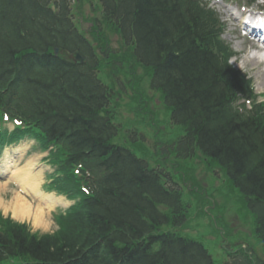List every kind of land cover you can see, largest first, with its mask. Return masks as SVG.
Returning a JSON list of instances; mask_svg holds the SVG:
<instances>
[{"label":"trees","instance_id":"1","mask_svg":"<svg viewBox=\"0 0 264 264\" xmlns=\"http://www.w3.org/2000/svg\"><path fill=\"white\" fill-rule=\"evenodd\" d=\"M104 2L109 20L117 13L122 18L117 31L123 36H136L138 51L154 66L175 121L187 127L190 140H198L205 168L221 169L227 183L251 200L261 253L238 256L229 264H264V107L238 112L228 106L243 76L217 60L208 64L209 56L199 51L194 37L198 27L205 29L207 23L195 11L187 15L182 0ZM50 13L38 0H0V83L10 88L21 84L26 87L27 91L18 98L22 108L35 105L41 94L32 86V72L24 52L32 46L67 44L69 26L64 16L61 24L52 18L45 23L38 20ZM62 14L67 16L64 8ZM30 20L41 23L36 24L40 29ZM84 83L87 85L74 94L73 105H64L63 114L70 128L88 140V145H94L99 141L101 127L88 118L99 114L104 95L94 79ZM180 153L189 156L181 150ZM133 165V173L126 174L114 204L74 207L59 220L64 230L57 236L37 238L22 230V246L34 258L53 262L93 254L100 258V264H212L200 244L174 234H153L169 220L156 210V204L175 206L177 190L166 191L158 175L143 162ZM179 208L178 205L177 212ZM174 219L180 221L179 217Z\"/></svg>","mask_w":264,"mask_h":264},{"label":"rangeland","instance_id":"2","mask_svg":"<svg viewBox=\"0 0 264 264\" xmlns=\"http://www.w3.org/2000/svg\"><path fill=\"white\" fill-rule=\"evenodd\" d=\"M88 8L89 6H87L86 10H88ZM237 41H240V40H237ZM235 45L237 44L235 43ZM118 46H121V45L114 42V47L118 48ZM249 60H251V58ZM236 64L238 66L243 67L244 68L243 70L248 73L250 70L254 69V67L258 66V64L253 63V61L248 62L247 57L245 56L242 57L241 60L237 61ZM257 72H258L257 70L253 72L250 71L249 74L255 75L254 83L257 86L258 91L264 92V74L262 73L257 74ZM165 108L161 109V117L156 121V123H158V125L161 127L160 135H161V138L164 139L162 141L168 142L169 141L168 139L171 138V140H174L177 136H179L182 132V129L179 125L172 123V121L170 120V116L168 117L166 115ZM121 112H122V115L124 116H130L125 106L122 107ZM127 130H128L127 127L122 129V127L120 126V130L118 133L119 137L117 136L115 139L116 143H121V144H126V145L131 146L130 144L124 142L127 140V137H126ZM139 132L144 133L146 135L148 134V131L145 129L139 130ZM156 136L159 137L158 135ZM130 139L132 140V135H130ZM149 162L151 163L153 167H162L168 171L173 172L176 159L174 158L173 154H170L166 158V162L164 163L163 162L158 163L155 160L154 162H152L150 159H149ZM212 180H213V177L212 175L209 174L205 183H209ZM8 192H11V190L8 189ZM209 192H211V190H209ZM184 198H185V201H189V194L186 191H185ZM240 206H241L240 204H237L235 203L234 200H232V202L227 204L226 207L221 206L220 210L224 211L225 209V212H226V210H231L230 208H233L237 212ZM196 213L197 212H196L195 205H193L191 210L189 211L190 218H189V222L187 223L189 224V227L188 229L184 231L182 230L180 231L187 236L201 238L205 242L206 246L208 247L209 251L212 253L215 260H217L218 262L225 261L228 258V252L223 248L222 243H221L224 235L221 232L219 233L215 229V227H213L210 224L208 218L197 217Z\"/></svg>","mask_w":264,"mask_h":264},{"label":"bare ground","instance_id":"3","mask_svg":"<svg viewBox=\"0 0 264 264\" xmlns=\"http://www.w3.org/2000/svg\"><path fill=\"white\" fill-rule=\"evenodd\" d=\"M1 171L2 168L0 173H2ZM12 176L22 181V184L25 186V191L30 192L31 194H38L39 183H37L36 180L34 181L32 178L30 165L15 168ZM7 186L8 184L6 183L0 184V207H5V210L7 211L9 208L12 209L13 214L18 218L24 219L26 217H31L33 219L34 226L37 228H43L46 230L49 229L51 221L47 212L41 207H33L32 204H30V202L22 195H17L15 200H12L10 204H7V201L5 200L8 190ZM40 197L48 198L49 195L40 192ZM51 198L52 204L56 202L53 196H51Z\"/></svg>","mask_w":264,"mask_h":264}]
</instances>
